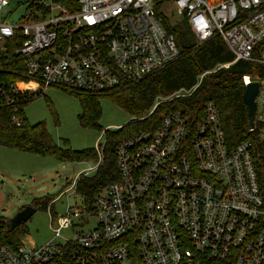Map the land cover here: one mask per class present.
I'll return each mask as SVG.
<instances>
[{
  "label": "built area",
  "instance_id": "obj_1",
  "mask_svg": "<svg viewBox=\"0 0 264 264\" xmlns=\"http://www.w3.org/2000/svg\"><path fill=\"white\" fill-rule=\"evenodd\" d=\"M75 2L73 10L34 0L10 23L1 16L10 0H0V47L18 36L21 66L8 84L0 68V107L47 87L102 93L139 82L178 56L161 23L169 16L186 22L197 45L221 37L233 59L156 99L142 118L160 102L190 95L206 74L244 60L263 68L262 76L243 74L242 82L258 83L250 131L262 124L264 139V0ZM168 4L172 11L164 13ZM114 159L116 177L92 208L80 203L50 217L51 236L40 245L0 240V264H264V173L250 141L228 144L213 102L163 114L153 130L120 140Z\"/></svg>",
  "mask_w": 264,
  "mask_h": 264
},
{
  "label": "trees",
  "instance_id": "obj_2",
  "mask_svg": "<svg viewBox=\"0 0 264 264\" xmlns=\"http://www.w3.org/2000/svg\"><path fill=\"white\" fill-rule=\"evenodd\" d=\"M62 4L76 8L75 0H56ZM33 3L34 0H26ZM161 23L173 36L178 49V56L164 68L146 76L136 83H124L110 88L102 93L87 92L76 89H61L76 96L80 111L76 118L83 127L96 128L102 133V141L95 147L73 150L58 146L43 122L29 123L23 115V107L30 100L40 96L23 98L18 94L7 107H0V145L35 155H49L59 161H94L96 162V147L100 148V162L91 172L79 173L73 190L78 194L80 203L92 208L95 196L103 187L116 177L114 149L120 140L138 132L153 130L160 117L173 110H201L206 102H213L217 107L224 130L225 139L230 146L241 141H250L253 154L257 159V167L264 173V139L260 136L262 124L250 131L247 117V105L242 95L245 86L243 74L262 76L263 68L255 62L237 60L227 68H219L206 74L200 84L188 96H180L158 103L147 116L157 96H167L176 89H188L195 84L198 74L212 70L215 66L229 62L233 55L218 35L197 45L196 38L191 33L183 19L163 16ZM19 43L18 36L5 41L4 49L0 47V68L4 72L7 84L19 79L21 66L14 54V48ZM44 95V94H42ZM98 96H105L132 118L125 124L113 128L102 129L97 123L100 113ZM18 121V125L15 124ZM51 197L33 199L31 205L36 209L46 208ZM50 205V204H49ZM4 219L0 216V240L3 244L15 246L23 236V223L7 231Z\"/></svg>",
  "mask_w": 264,
  "mask_h": 264
},
{
  "label": "rangeland",
  "instance_id": "obj_3",
  "mask_svg": "<svg viewBox=\"0 0 264 264\" xmlns=\"http://www.w3.org/2000/svg\"><path fill=\"white\" fill-rule=\"evenodd\" d=\"M25 1L10 0L1 16L10 23L16 22L24 12ZM163 8L164 13L172 11L170 4ZM43 94L23 107V115L29 123L43 122L53 141L60 147L82 150L95 147L102 141L101 131L78 123L76 115L80 108L76 96L54 87L45 88ZM170 95L157 96L155 100ZM97 98L100 108L97 123L100 128H117L131 120L128 113L105 96ZM257 105L256 117L259 101ZM98 159L99 156L95 161ZM94 166V161H59L49 155H35L0 145V216L8 218L21 207L30 205L33 199L51 197L50 205L36 209L23 223L25 231L21 240L25 246L44 243L51 236L50 217L59 216L67 208L80 204V198L73 190L75 178ZM93 223L94 218H90L89 224ZM67 234L65 230L60 232V235Z\"/></svg>",
  "mask_w": 264,
  "mask_h": 264
},
{
  "label": "water",
  "instance_id": "obj_4",
  "mask_svg": "<svg viewBox=\"0 0 264 264\" xmlns=\"http://www.w3.org/2000/svg\"><path fill=\"white\" fill-rule=\"evenodd\" d=\"M258 91V83L252 82L245 85V89L242 95L243 101L247 105V117L249 125H253L254 114L256 110V94ZM35 211V208L31 205H26L17 210L12 216L4 219L5 230L9 231L21 222H25L31 214Z\"/></svg>",
  "mask_w": 264,
  "mask_h": 264
},
{
  "label": "flooded vegetation",
  "instance_id": "obj_5",
  "mask_svg": "<svg viewBox=\"0 0 264 264\" xmlns=\"http://www.w3.org/2000/svg\"><path fill=\"white\" fill-rule=\"evenodd\" d=\"M31 205V204H30ZM32 206V205H31Z\"/></svg>",
  "mask_w": 264,
  "mask_h": 264
}]
</instances>
